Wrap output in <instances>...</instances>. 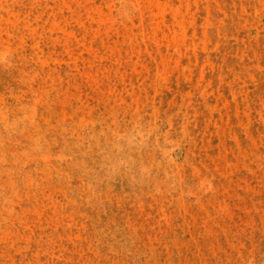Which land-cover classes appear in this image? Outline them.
Segmentation results:
<instances>
[{
	"label": "rangeland",
	"instance_id": "1",
	"mask_svg": "<svg viewBox=\"0 0 264 264\" xmlns=\"http://www.w3.org/2000/svg\"><path fill=\"white\" fill-rule=\"evenodd\" d=\"M0 264H264V0H0Z\"/></svg>",
	"mask_w": 264,
	"mask_h": 264
}]
</instances>
